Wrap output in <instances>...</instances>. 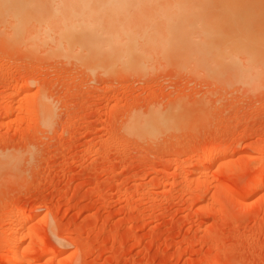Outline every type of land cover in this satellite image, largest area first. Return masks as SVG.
<instances>
[{"label": "rangeland", "instance_id": "1", "mask_svg": "<svg viewBox=\"0 0 264 264\" xmlns=\"http://www.w3.org/2000/svg\"><path fill=\"white\" fill-rule=\"evenodd\" d=\"M5 16L0 264L15 247L22 264H264V76L204 68L198 18L171 44L175 18H40L32 46L34 21Z\"/></svg>", "mask_w": 264, "mask_h": 264}, {"label": "bare ground", "instance_id": "2", "mask_svg": "<svg viewBox=\"0 0 264 264\" xmlns=\"http://www.w3.org/2000/svg\"><path fill=\"white\" fill-rule=\"evenodd\" d=\"M0 1H2V2H0V12H2V14H0V16L5 15V14L8 16L10 14V16L12 18H18L17 22L19 21V19H21L20 22L26 21V23H28V22L31 23L32 21H34L33 24L36 26V30H38V32H36L37 34L36 33H35V35L33 34L34 31H32V30H34L35 26L33 24H31V25H33V27L32 26H29V27L33 28L31 30L32 33L30 32L29 34H27V35H30L31 38L27 37V35L24 38L27 41V43L32 42L33 43L32 46L33 45L35 46V44L38 43V38H36V37H39V39H40V36H41L40 24H43V23H41L42 21L40 20V18H65V19L66 18H173V20L175 18L176 21L179 20L180 23L182 22L181 24H184L183 25L184 28H182L180 26L181 28L178 27L179 30H176L175 32L173 31V30H175L174 28H173V30H170V28L167 29L168 31L165 30L167 32L165 34H167V35H164V36L165 37L168 36V39H166V42H168V43L171 42V41H169L170 40L169 38H172L175 36H178L182 39L184 37L189 38L191 36L190 35L191 33H189L190 32L189 31L190 26L188 27V25L186 23L191 25V22L195 23V20L198 18L199 20H196L195 24L198 25L197 24V21H198L202 24V26L199 25L200 27L199 26L198 27L196 26L197 28L195 27L196 28V30H195L196 34H194L193 36H195V35H196L195 37L199 36L200 38H202V40L199 42L200 46H198V48L194 45H197L199 43L196 44L194 42L193 46H194V48L196 47L197 49H199L197 51H199L198 54H200V56L198 55L199 58H198V56H197V58L200 60L201 64L202 63L204 64V65H202L204 68H206L205 64L210 63L209 66L206 65L208 68L211 67V64H213V66L216 69V72L214 70L212 71L210 68H209V70L211 72L218 73L217 77H219V71H217V69H220V72H221V70L223 71L224 69L228 68L227 70H229V71L231 70V74L229 71H227V74L229 73L228 76L232 75L230 77V80L233 77V79L231 80L232 82L233 81H235L234 83H236V81L240 82L239 84L242 86H245V87H247L246 85H248V87H250L252 82L257 81V78L259 76H260L259 77L260 79L261 78L263 79V76H264L263 73L260 75L261 71L264 69V28L262 27L261 29L260 28L255 29L254 28L255 26H253L251 24L253 22L251 19H253V18H264V0H62L60 2L54 1V4L52 2L53 0H30V1L0 0ZM50 1L52 4L50 3ZM48 3H50V4H48ZM55 3H57V4H55ZM39 7H40V15L37 14L38 11L36 10V9H39ZM42 7H43V10L46 8L50 9V10H48V11L46 10L47 12L45 13L42 10ZM6 12H8V13H6ZM7 16H5V17H7ZM22 18H23V20H22ZM187 18L188 19L192 18V19L191 20L189 19L190 20L189 21ZM193 18H195V19H193ZM203 18H211V19L213 18V19L211 20L210 23H208V21H206V22H205V20L202 21ZM221 19L222 20L225 19L224 22L228 23V25L225 24L228 27L227 30H222L221 27H219V25H221V23H222L220 21ZM70 20L71 19L63 20V21H66V23H67V21L73 23L72 20L71 21ZM59 21L60 20L58 19V22ZM22 22L20 23V25L22 24V27H23L24 23H22ZM51 22L54 24L53 21H51ZM218 22H219V24H218ZM30 23H29V25H30ZM46 23H47V21H46ZM74 23H76V22H74ZM78 23L80 24V21ZM81 24H82V22H81ZM10 25H12V24H10ZM20 25L19 26L15 25V26L20 27ZM27 25L28 24H26V26H24V29H26V27H28ZM44 25H46V24H44ZM70 25H71V27L70 26L69 27L71 30V28H73L74 26L72 27L73 24H70ZM185 25L189 29H187L185 27ZM193 25H191V26H193ZM256 25H258V24H256ZM78 26L79 25H77V28H78ZM89 26H90V24H89ZM89 26L87 25L86 26L87 29H85V30H87L91 33L94 31L93 36L95 37L94 34L96 33L95 30L97 31V29L93 30V27H90L91 29L88 30ZM259 27H261V26H259ZM19 29H20V31L22 30L21 34L23 32H25V30L23 31V28H19ZM27 29H29V28H27ZM67 29H69V28L67 27ZM224 29H225V27H224ZM63 30H65V29H63ZM66 31H68V30H66ZM66 31H64V32H66ZM89 32H86V33H89ZM41 33L43 36L42 38H44L45 32H41ZM47 33H46V35H47ZM71 33H72V31H71ZM91 33H89V35ZM15 34H13V35H14V37L17 38V41H18V37H19V39L23 40V38L20 37L19 33H17V34H19L18 36H15ZM59 34H60V32H59ZM97 34H96V36H98ZM116 34H114L115 36L113 35L114 38L115 37L118 38L116 36ZM24 35L25 34H23V37H24ZM67 35L69 36V34H67ZM105 35H107V34H105ZM68 36L65 35L64 37H62V33H61V36L59 37V39H60L59 41L61 43H63L64 46H66V47L69 46L68 48H70V44L73 43V40H71L72 43L70 42V44L68 45V43L70 41V38ZM90 36H92V35H90ZM99 36H100L99 39L101 40V35H99ZM125 36L124 37L128 38V40L130 39L128 34H126ZM26 37H27V39H26ZM48 37L47 38L45 37L43 42H45L46 41L45 39H48ZM70 37L75 39L74 35H73V37L72 36H70ZM94 37H93V39L96 38V37L95 38ZM82 38H83L82 40H85V34L82 36ZM88 38H89V40L91 39L90 37H88ZM103 38L104 37H102V39ZM64 39H65L66 44L63 41ZM96 39H98V38H96ZM109 39H111V38L109 37ZM25 40H24V42H25ZM67 40H68V43H67ZM125 40H123V41L126 42ZM153 40H155V39H153ZM91 41L92 42L89 43L90 45L93 44L92 39H91ZM110 41H113V40H110ZM110 41H105V43L109 42L106 44L110 45V43H111ZM60 42L56 43V44H60ZM157 42H159V41H157ZM187 42H189V41H187ZM196 42H198V41H196ZM39 43H40V41H39ZM96 43H97V41H96ZM105 43L100 42V44H103V45ZM190 43H191V41H190ZM190 43H188V44L190 45ZM111 44L113 45L114 43H111ZM108 45H106V46L108 47ZM118 45H116V46L118 47V49H120L121 46H118ZM159 45H161V44H159ZM176 45H177V43H176ZM32 46H29V47L32 48ZM57 46H59V45H56V47ZM95 46H96V44H95ZM116 46H114V48L112 47V49H111V50H113L112 53L113 52L115 53V51L118 50L116 48ZM165 46L167 47V45H165ZM37 47H39V46H37ZM66 47H65V49H66ZM97 47H99V45ZM110 47H111V45H110ZM178 47H182V46H178ZM184 47H186V45H184ZM114 49H116V50H114ZM187 49L189 50V48H187ZM118 51L121 53V50H118ZM124 52L122 53L123 57L126 55ZM128 53L129 52H127V56H125L123 59L128 58V56H129ZM195 53H197V52H195ZM107 54L111 55V52H110V54L109 53H107ZM113 54H112L111 58L113 57ZM184 54H182V56ZM185 56H187V55H185ZM117 58H119V57H117ZM197 58H196V60H197ZM123 59H122V57H120V59L118 61L123 60ZM112 60H113V58H112ZM112 60H111V62L109 61V64L115 63V61L113 60L114 62H112ZM115 60H116V58H115ZM223 66L227 67V68H224ZM220 67H222V68H220ZM225 73H226V71H225ZM258 81L256 83H260ZM256 83H254V84L257 85ZM254 84H252V85H254ZM255 85L253 87H256ZM23 94H24V92H23ZM9 105H11V104H9ZM205 150H207L206 154L209 153V155H210V153H211L210 149L209 150L205 149ZM222 152L223 151L217 152V154L216 153L215 154H216V156L221 158V156L223 154ZM224 153H225V151H224ZM7 156H9V155H6V157ZM6 157L2 156V155L0 156V171H2L1 169L5 168L6 166H7V168L9 167V162H11L9 160H11V158H9V157L6 158ZM204 157L205 158L200 162V164L209 161L208 159L210 156L206 157V155H205ZM200 160H198V161H200ZM13 162H14V160H13ZM10 169H12V168H10ZM3 171H5V169ZM12 171H13V169H12ZM256 183H258V182L256 181ZM13 238H15V236ZM19 242H20V240H19ZM6 245H7V243H6ZM11 245H12V243H11ZM16 248L17 247H15V249H13L8 256H6V257L4 256V260H5V261L3 260L4 264H22V256L23 255H21V254L24 252L19 253ZM23 257H25V256H23Z\"/></svg>", "mask_w": 264, "mask_h": 264}]
</instances>
